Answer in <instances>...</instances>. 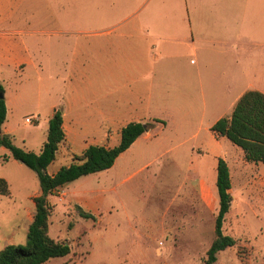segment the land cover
Here are the masks:
<instances>
[{
  "label": "crops",
  "instance_id": "crops-1",
  "mask_svg": "<svg viewBox=\"0 0 264 264\" xmlns=\"http://www.w3.org/2000/svg\"><path fill=\"white\" fill-rule=\"evenodd\" d=\"M3 3L0 0V7ZM43 10L41 21L31 14L24 20L0 17V70L14 71L18 65L23 70L40 68L36 60L40 54L49 64L58 61L59 98L50 106L48 121L55 110L61 112L72 151L83 152L91 145L114 147L121 129L131 122L151 118L162 125L155 128L164 129L167 120L149 116L152 105L159 101L196 103L204 105L203 119L210 110L204 127L207 139L197 145L203 162L208 163L201 168L204 184L213 166L210 163H215L216 170L218 159L227 164L230 182L228 163L255 164L246 161L242 149L210 128L231 115L244 92L264 94V0H47ZM68 56L71 60L65 59ZM4 100L2 133L12 137L6 124L13 107L5 95ZM117 124L115 143H95ZM151 129L106 171L115 169L128 154H136L138 163L139 149L149 147L154 137ZM184 151L171 154L170 164L179 163ZM192 159L198 161L199 157ZM143 163L122 182L142 174L154 161ZM53 166L47 168L49 175L61 167ZM121 170L124 166L113 178L110 175L111 181L118 179ZM215 180L216 175L214 189ZM100 199H90L88 207L98 210Z\"/></svg>",
  "mask_w": 264,
  "mask_h": 264
},
{
  "label": "rangeland",
  "instance_id": "rangeland-1",
  "mask_svg": "<svg viewBox=\"0 0 264 264\" xmlns=\"http://www.w3.org/2000/svg\"><path fill=\"white\" fill-rule=\"evenodd\" d=\"M46 1L5 0L0 17L24 20L31 14L41 21ZM36 60L40 68L23 70V65H18L14 71L0 70L3 95L13 107L6 127L12 130L16 146L34 153L46 139L50 106L58 102L60 67L58 61L49 64L41 54ZM203 106L153 104L149 116L167 120V126L155 128L162 125L151 118L142 121L153 128L154 137L149 147L139 149L138 163L136 154H128L111 172L79 178L49 196L48 235L68 244L70 253L45 264H204L214 239L218 198L213 186L215 163H210L213 166L204 184L201 168L208 163L203 162V152L197 147L207 139L204 127L210 110L203 119ZM200 125L198 136L193 138ZM65 126L68 129L70 123ZM119 128L120 124L112 127L95 143H115ZM171 149L175 151L168 153ZM178 150L185 151L179 154V163L171 165V154ZM7 154L0 147V178L8 185V194L0 195V251L7 245L25 244L34 214L33 198L40 193L36 174L12 158L3 161ZM81 155L72 151L65 139L53 169L75 162ZM151 160L154 164L142 174L134 175L126 184L122 182ZM228 164L231 207L222 230L235 245L219 252L214 264H264V164ZM123 166L118 179L111 181ZM95 197L101 198L95 207L98 210L88 207ZM78 207L94 219L81 218Z\"/></svg>",
  "mask_w": 264,
  "mask_h": 264
},
{
  "label": "trees",
  "instance_id": "trees-1",
  "mask_svg": "<svg viewBox=\"0 0 264 264\" xmlns=\"http://www.w3.org/2000/svg\"><path fill=\"white\" fill-rule=\"evenodd\" d=\"M0 93H3L1 86ZM5 121V100L0 98V147L8 151V154L3 156V161L12 158L33 171L40 193L33 198L34 214L27 229L25 244L5 246L0 251V264H45L50 259L65 257L70 253L69 245L54 241L48 235V218L51 214L48 197L79 178L110 169L119 155L150 126L147 123L131 122L121 129L118 145H91L75 162L61 166L54 174L49 175L47 168L55 161L59 147L65 142L61 112L55 110L49 119L46 139L38 153L16 146L10 135L2 133ZM210 130L216 136L225 137L242 149L246 161L264 163V94L254 90L244 92L235 103L231 115L217 120ZM215 186L218 210L214 221V239L206 251L204 264H214L219 252L235 245V240L224 235L222 230L224 218L231 207L230 174L222 159H218L216 163ZM7 194V182L0 178V195ZM77 209L81 218L94 219L92 215Z\"/></svg>",
  "mask_w": 264,
  "mask_h": 264
},
{
  "label": "water",
  "instance_id": "water-1",
  "mask_svg": "<svg viewBox=\"0 0 264 264\" xmlns=\"http://www.w3.org/2000/svg\"><path fill=\"white\" fill-rule=\"evenodd\" d=\"M0 98H4V95H3V93H0Z\"/></svg>",
  "mask_w": 264,
  "mask_h": 264
},
{
  "label": "built area",
  "instance_id": "built-area-1",
  "mask_svg": "<svg viewBox=\"0 0 264 264\" xmlns=\"http://www.w3.org/2000/svg\"><path fill=\"white\" fill-rule=\"evenodd\" d=\"M27 122H29V120L27 119Z\"/></svg>",
  "mask_w": 264,
  "mask_h": 264
}]
</instances>
